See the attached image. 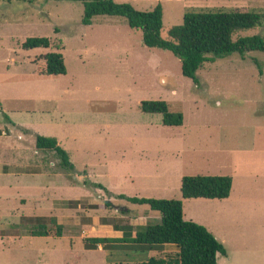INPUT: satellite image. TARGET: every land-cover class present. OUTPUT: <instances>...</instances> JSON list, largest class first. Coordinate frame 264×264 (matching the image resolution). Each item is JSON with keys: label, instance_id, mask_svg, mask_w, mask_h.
I'll return each instance as SVG.
<instances>
[{"label": "rangeland", "instance_id": "obj_1", "mask_svg": "<svg viewBox=\"0 0 264 264\" xmlns=\"http://www.w3.org/2000/svg\"><path fill=\"white\" fill-rule=\"evenodd\" d=\"M114 1L140 11L159 3L164 39L187 11L264 13V0ZM82 15L80 1L0 0V124L11 130L8 142L22 144L21 150L0 147V161L9 165L20 156L21 164L41 167L38 176H0V264L140 262L172 253H135L109 244L92 249L86 239L108 237L107 224L158 223L157 211L118 195L182 201V175H233L236 165L234 190L254 187L251 198L261 201L256 187L264 186V170L251 176L239 165L255 147L264 150V54L250 52L242 58L231 53L203 62L196 84L181 74L170 51L144 46L141 31L130 28L124 17L98 15L84 25ZM253 34L264 36V26L232 39ZM28 37H47L50 45L24 49ZM49 51L62 54L64 75L44 74ZM252 58L259 61L261 74ZM144 100L166 101L171 111L182 113V124L162 125L160 114L139 109ZM8 117L26 130L11 128ZM18 133L23 140L16 139ZM36 134L56 137L74 169L61 167L55 152L37 149ZM54 174L57 187L63 180L65 186L46 189ZM182 205L185 220L206 223L225 237L220 228L229 213L224 202L186 200ZM38 217L45 219L48 236L30 235ZM254 224L249 227L251 243L263 246L264 223ZM260 249L246 253H264ZM219 264H261V259L251 255L247 262L222 259Z\"/></svg>", "mask_w": 264, "mask_h": 264}, {"label": "trees", "instance_id": "obj_2", "mask_svg": "<svg viewBox=\"0 0 264 264\" xmlns=\"http://www.w3.org/2000/svg\"><path fill=\"white\" fill-rule=\"evenodd\" d=\"M32 1V0H28ZM83 4L81 22L89 25L98 15L121 16L127 25L141 31V42L148 48H160L170 51L180 62V71L184 77L198 83L196 72L203 62H214L219 58L235 53L244 57L250 52L264 54V36L260 34L232 36L236 33L264 26V13L255 11L204 10L187 11L182 22L170 27L168 38L160 35L162 28V8L158 3L152 10L140 11L129 3L114 0H71ZM47 37H28L22 42L24 49L48 48ZM259 74L260 63L252 58ZM45 75H64L66 67L63 56L58 51H49L44 55ZM143 113L160 114L164 126H180L183 115L180 111H171L164 100H144L139 103ZM36 148L55 152L59 164L66 170L74 169L68 153L59 146L56 137L35 135ZM232 187L230 175H182L179 191L182 199H225ZM119 198L133 204L147 205L157 211L160 221L156 224L134 227L129 223L114 225L122 232L119 238L89 237L88 248L109 244L110 248L126 249L135 253L160 250L164 244H174L176 251L163 256H151L140 262H110L106 264H217L218 255H226L224 245L203 225L183 218V205L179 199L145 198L119 194ZM32 236H48L50 231L45 219L38 217ZM49 222H54L51 218ZM56 235H61V226L56 225Z\"/></svg>", "mask_w": 264, "mask_h": 264}, {"label": "crops", "instance_id": "obj_3", "mask_svg": "<svg viewBox=\"0 0 264 264\" xmlns=\"http://www.w3.org/2000/svg\"><path fill=\"white\" fill-rule=\"evenodd\" d=\"M8 121L11 124V128H16V131H19L18 129L26 130V128L11 120L8 117ZM15 130V129H14ZM31 132H33L31 130ZM11 130L7 129L6 126H2L0 124V147L4 146H11L13 150H21L22 149V144H17L14 141L8 142L7 140H10L9 137ZM20 136V137H19ZM7 139V140H6ZM17 140H23V137L18 133L16 135ZM58 142V141H57ZM251 153H247L242 155L240 163H242L239 166H243V172L246 175H253L256 172H259V170H264V150L260 149L258 147H255L253 150H251ZM20 156H18L16 159H10L9 160V165L7 163H3L2 160L0 161V176L2 175H12L14 177H19L22 174H33V175H39L41 172V167L37 164H21L19 162ZM239 163V164H240ZM233 175L230 174L232 178V187L230 190V194L227 198L225 199H215L212 201H217V202H224V209L226 213V220L223 226H220V228L224 227L226 235L223 237L220 235V233L215 229L211 228L208 224L204 223L206 228L210 230L212 234L215 235L220 242L224 244V247L226 249V255H218L217 256V263L219 264V261L224 259L225 262L231 263L232 260L238 259L239 261L242 262H247L251 259V255L256 256L261 259V264H264V253H246L250 249H259L264 250V245H259L257 243H251V238L252 234L249 231L250 224H254L255 227L259 226L260 223H264V186H258L256 187L259 193L261 194L260 199L261 201L258 200V198L253 197L251 198V193L254 190V187H247L243 186L242 190H234V183H235V176L237 171V166H233ZM264 175V172H261ZM53 175V173H52ZM58 177L52 176L51 179H48L47 183L45 184L46 189H54V188H61L62 186H65L66 183H64L66 180H63L61 183V186L57 187V184L55 183V180ZM38 182V181H37ZM180 185V183H179ZM34 185L32 184V187ZM41 187V184L38 183V187ZM233 193H235L233 195ZM256 193V194H259ZM26 198L21 197L20 202L22 204L26 203ZM186 200H194V201H200V200H206V199H183V201ZM207 201V200H206ZM184 208V205H183ZM56 215L55 213H53ZM1 215V214H0ZM36 215H20L17 218L20 217H33ZM184 216V215H183ZM2 217V216H1ZM3 218V217H2ZM56 221L57 224L62 225L63 222L59 219L58 216H56ZM129 224L133 225L136 223H130ZM114 224H107L108 228V237H113V238H119L122 236V232L120 230H117L113 226ZM4 226V224H3ZM256 233H254L255 235ZM12 235V234H8ZM13 236V235H12ZM261 239V238H260ZM258 239V240H260ZM257 244V246H255ZM176 246L174 244H164L163 247L160 250L156 251H162V253H166L168 251H176ZM259 251V250H258ZM239 252V253H237ZM158 253V252H157Z\"/></svg>", "mask_w": 264, "mask_h": 264}]
</instances>
